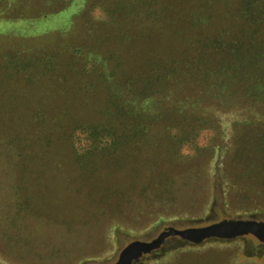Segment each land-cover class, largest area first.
<instances>
[{"label": "rangeland", "instance_id": "obj_1", "mask_svg": "<svg viewBox=\"0 0 264 264\" xmlns=\"http://www.w3.org/2000/svg\"><path fill=\"white\" fill-rule=\"evenodd\" d=\"M243 1L0 0V264H114L169 227L213 228L131 264H264V50L230 49L264 47V0ZM109 124L123 146L80 162L73 131Z\"/></svg>", "mask_w": 264, "mask_h": 264}, {"label": "trees", "instance_id": "obj_2", "mask_svg": "<svg viewBox=\"0 0 264 264\" xmlns=\"http://www.w3.org/2000/svg\"><path fill=\"white\" fill-rule=\"evenodd\" d=\"M250 1L251 0H244L242 6H244V7L249 6L251 4ZM248 14L250 15L249 12L247 13V16H248ZM251 14L254 15V12H252ZM43 22H47V21H43ZM44 26L45 25H42L43 29L46 28ZM206 46H210V44L208 43V44H206ZM210 48H212V47H210ZM232 48H234L233 54L235 56H237V54H238V58L240 56H242V53L243 54L246 53V54L253 55V56H258V55H261L262 51L264 50V47H260L258 44H256V43L254 44L251 41H248L245 39L244 40L243 39L238 40L237 45H236V43H233V46H231L230 49H232ZM222 49L223 50L220 52L221 55H227L228 52H230L229 49L226 47H223ZM110 125L111 124H109V126H104V128H101L98 126L86 125L84 127H78L73 131L72 135L70 136V139L72 141L73 148L75 149V152L78 155L79 161L82 160V156L86 152L99 154L102 151H105L106 146H107V148L110 147V144H109L110 140H112L114 142V146L110 148V150L112 152H113L114 148L123 146L122 144L117 145V142L119 141V139L117 140L116 134L113 133ZM139 127L141 128L140 124L138 125L137 128H139ZM95 138L97 140H95ZM118 138H121V137H118ZM104 154H108V153H104ZM109 154H113V153H109ZM216 168L217 169L214 172V178H215L214 186H215V184H217V181H219L222 178L219 167L216 166ZM208 217L211 218L209 215H207V218ZM144 254H146V253H144ZM152 260H154V259H152L150 256L149 259L144 260V262H145V264H150V263H152Z\"/></svg>", "mask_w": 264, "mask_h": 264}, {"label": "water", "instance_id": "obj_3", "mask_svg": "<svg viewBox=\"0 0 264 264\" xmlns=\"http://www.w3.org/2000/svg\"><path fill=\"white\" fill-rule=\"evenodd\" d=\"M213 227L193 230V229H176L173 227L166 228L161 234L151 242H133L129 244L120 254L118 261L114 264H131L132 261L140 257L144 253L150 252L152 249L160 247L167 239L181 235L185 237H193V235L205 234L210 232ZM198 241V240H195Z\"/></svg>", "mask_w": 264, "mask_h": 264}]
</instances>
